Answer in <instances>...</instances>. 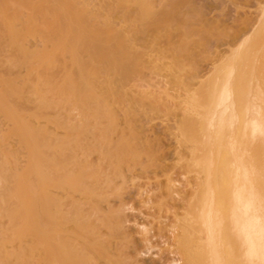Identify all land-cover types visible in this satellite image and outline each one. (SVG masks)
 Instances as JSON below:
<instances>
[{"label": "bare ground", "instance_id": "1", "mask_svg": "<svg viewBox=\"0 0 264 264\" xmlns=\"http://www.w3.org/2000/svg\"><path fill=\"white\" fill-rule=\"evenodd\" d=\"M86 2L89 1L0 0V119L6 123V127L0 128V264L7 261L23 264H137L136 258L126 250L125 238L128 236L123 229V217L120 218L125 208L121 212L116 203V209H113L108 198L112 192L111 176L121 172L124 160L130 158L136 163L140 154L137 152L140 148H135L138 133L127 135L122 131L124 124L114 144L110 138L111 133L119 131V120L128 118L133 108L130 96L127 97L123 89L128 85L131 61L136 64V54L130 52L122 32L115 31L111 24L115 8L110 0H104L107 5H103L105 12L101 11L103 19H98L102 18L100 12L98 17L95 13L97 6L90 10ZM128 2L118 0V7L127 11ZM133 2L137 5L139 2L142 15L149 8L143 0ZM150 16L155 15L152 16L148 9L142 19L148 20ZM156 17L153 18L157 22L159 17L155 20ZM32 40L40 43L33 46L36 43ZM230 73L218 84L215 105L207 117V124L213 132L209 143L216 149L215 152L212 149L208 158L206 185L194 207L189 199L184 214L188 224L193 216L199 221L202 231L199 238L204 247L199 252L200 264H236L238 257L244 264H264V237L257 239L255 235L256 221L252 215L255 204L244 195L250 191L247 186L249 165H242V169L236 171L231 153V148L237 144L236 131L229 133L228 128L238 115L232 107L233 73ZM99 85L105 87L104 93L97 91ZM134 89L140 93L145 91L139 85ZM140 95L142 98V93ZM148 96L153 103L158 102L155 92L149 91ZM252 108L244 109L240 131L249 125L253 127L254 119L250 115V121L246 116ZM229 113H232L231 119ZM198 119L199 123L201 119ZM203 127H200L202 130L197 128L205 133L206 127ZM226 135L228 149L225 152L222 138ZM243 135H246L245 131ZM205 138L208 140L207 135ZM240 144L244 145L243 141ZM239 150L242 154L238 159H241L246 152ZM95 152H98L97 160H94ZM222 157L224 163L220 175L215 162ZM157 161L154 163L158 165ZM112 165H120V169L118 166L112 169ZM122 180L126 184L124 177ZM116 185H112L113 188ZM169 186L175 190L174 183L170 182ZM114 193L117 197L118 193ZM122 197L117 198L123 200ZM119 201L120 208L125 202L119 204ZM3 217L6 218L4 222ZM162 219H159L160 225L164 224ZM169 220L173 218L166 220L170 224ZM166 224L165 231L169 226ZM175 228L170 226L171 231ZM148 229L145 226L143 232H150ZM26 238H29L28 243L23 245ZM142 239H146L144 235ZM146 242L149 243L148 239ZM182 245L179 246L182 248ZM7 246L11 247L10 250ZM256 256L261 260H255ZM177 258H173L172 264H192L188 258L184 263Z\"/></svg>", "mask_w": 264, "mask_h": 264}, {"label": "rangeland", "instance_id": "2", "mask_svg": "<svg viewBox=\"0 0 264 264\" xmlns=\"http://www.w3.org/2000/svg\"><path fill=\"white\" fill-rule=\"evenodd\" d=\"M88 1L85 4L88 8L90 7V10L94 9L93 6H97L95 7L97 12L92 10L93 13L100 12V15L102 14L101 11L105 12L106 7L104 9L103 5L106 3H104V0ZM143 1L148 4L152 16H157L155 20L159 17V21H154L153 17L155 16H150L149 21L147 19L143 20L148 9L142 15L139 2L137 5L133 0H129V8L124 11V9L119 8L121 6L118 7V0H110L115 8H113L115 11H113L114 17L111 24L115 31L122 32L121 34L127 40L126 44L130 52L133 53L134 51L136 54V64L131 61L128 85L123 89L127 92L125 95L130 96L129 99L132 104L129 105L134 109L132 108L133 111L130 109L129 116L126 118L128 120L125 123L124 120L126 119H120L119 116V131L111 133L110 138L113 139L114 142L112 143L114 144L120 137L121 125L124 124L123 132L129 136L136 133H138L137 136H140L136 140L138 142H135V148L136 150L140 148L137 150L140 154H138L136 163L128 158L122 162L121 169L119 168L120 165H115L118 166L121 172L123 169L125 172L123 171L124 174L122 175L120 172L111 176L113 181L111 182L110 187L112 189L110 188V191L112 190V192H109L108 198L113 209H116V207L120 210L125 208L123 212L121 210L120 218L123 217L121 219L123 220V229L126 236H128L125 238L126 250L129 255L136 258L137 264H172L173 258L176 259L177 257L181 263H184L185 259L188 258L192 264H200L202 260L199 252L204 248L199 238L202 231L198 225L197 217L193 216L189 224L186 222L184 210L187 208L189 199L193 201V207L195 206L197 197L201 195V191L206 185L209 167L208 158L212 149L213 151L216 149L215 147L212 148L209 143L213 132L207 124V117L215 105L217 86L222 79L229 75L230 71V75L233 73L231 101L234 102L232 107L234 113L238 115L237 120L233 121L228 128L229 133L236 131L237 144L231 148V153L236 163V171L241 170L242 165H249L247 168L249 173L247 186L250 191L244 192V195L255 204V213L252 215L256 221V238L264 237V0ZM91 2L93 3L91 4ZM99 15L97 14V17ZM100 16L102 18L98 19L104 18L103 14ZM153 21L154 23H152ZM32 42L30 43L34 44L33 46L40 43L33 40ZM134 85H139L145 89L141 92L142 98L140 97L141 93L134 89ZM99 86H97V91L104 93L103 90L106 91L105 87ZM148 90L155 92L158 102L153 103L154 100L148 96ZM134 92L139 95L137 98V94ZM244 92L246 95L243 94ZM132 94L135 98H132ZM148 98L151 100L148 101ZM156 103L159 106H156ZM248 106H253V108L246 113V116L250 118V121L254 119V124L253 127L249 125L246 130L240 131L242 114ZM133 112H135L134 115ZM256 112L257 115L254 114ZM133 117L138 118V121L132 123V120H135ZM231 117L232 113H229L228 118L231 119ZM198 118L201 119L199 123ZM240 119L241 121H239ZM0 123L1 129L6 127V123L4 124L1 119ZM129 123L136 126V128L132 129L134 127L132 125L130 127ZM204 125L206 127L205 133L209 127L206 134L208 140L200 128ZM137 126L140 128L141 134ZM213 129H216V126H213ZM200 131L205 136H202ZM244 131L246 135H243ZM114 134L119 136L117 137ZM227 139V135L222 138L225 152L228 149ZM206 141H208V144H205ZM240 141H243L244 145L240 144ZM138 143L143 148L139 147ZM239 149L246 152L241 159H238V155L242 154ZM20 156H23V154ZM97 157L98 152H95L94 160L95 158L97 160ZM112 160L115 161L113 156ZM155 161L160 165L155 164ZM138 163L142 165L139 166ZM223 163L224 157L215 162L220 175ZM112 164L115 163L112 162ZM129 165L130 169L128 168ZM143 165L146 166L142 167ZM112 166V169H117L114 165ZM126 170L128 171L126 172ZM114 177L121 179L117 180ZM123 177L124 180H127L128 177L133 178H128L125 181L126 184H124L122 183L124 182ZM170 182L174 183L175 190L170 188ZM119 184L126 192L121 189L122 187ZM112 185L116 186L113 188ZM117 187L121 192L116 191L118 190ZM125 187L127 188L125 189ZM114 192L118 193V198L123 196V200L120 198L121 201H119L116 197L117 194ZM169 200L172 201L169 202ZM118 201L119 204L125 203L122 206L120 205L119 208ZM3 218V222L6 221V218ZM160 218L164 220V224L167 222L166 227L169 224L166 220L173 218V220H169L171 222L168 226L169 230L167 229L170 232L163 230L166 228L163 223L164 228L160 225ZM172 225L176 227L173 231L170 230ZM145 226L147 229L150 228V232H147V230L143 232ZM197 234H199L198 237ZM143 235L146 239H142ZM148 235H150V241ZM147 239L149 243L146 242ZM181 239L184 241L183 245ZM262 239L264 244V238ZM28 240L29 238H26L22 244L25 245ZM185 243L187 244L185 245ZM179 245H182V248ZM183 246H185V250H183ZM25 249H28V247H25ZM237 260L236 264H244L240 257ZM255 260L260 261V256H256ZM7 262L5 264H23L13 261L12 263Z\"/></svg>", "mask_w": 264, "mask_h": 264}]
</instances>
